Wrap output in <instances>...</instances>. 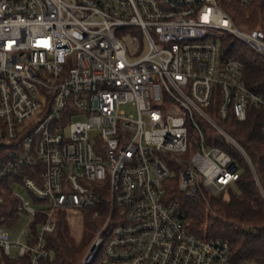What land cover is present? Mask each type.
Segmentation results:
<instances>
[{
	"label": "built area",
	"instance_id": "built-area-1",
	"mask_svg": "<svg viewBox=\"0 0 264 264\" xmlns=\"http://www.w3.org/2000/svg\"><path fill=\"white\" fill-rule=\"evenodd\" d=\"M224 1L0 0L4 174L36 175L13 184L21 219L0 225L6 255L40 264L58 213L88 209L97 227L82 264H232L229 241L190 232L167 197L175 170L193 200L232 185L242 166L228 144L253 168L225 122L264 99L221 39L264 56V31L238 28Z\"/></svg>",
	"mask_w": 264,
	"mask_h": 264
},
{
	"label": "trees",
	"instance_id": "trees-1",
	"mask_svg": "<svg viewBox=\"0 0 264 264\" xmlns=\"http://www.w3.org/2000/svg\"><path fill=\"white\" fill-rule=\"evenodd\" d=\"M223 5L241 30L260 28L264 31V0H250L245 5L225 0ZM221 47L224 56L244 63L245 84L264 99V56L229 33L223 35ZM225 126L246 151L253 168L236 148L228 144L224 148L242 166L239 178L232 185L217 196L209 197L204 193L199 200H193L180 190L179 171L175 170L176 175L167 183V197L178 202L190 232L201 238L229 241L232 264H264V107H252L245 121L231 118ZM6 147L0 140V225L15 227L21 216L18 214V201L13 196V184L20 182L23 175H36L35 168L29 166L4 174L9 160ZM89 211L93 216L94 211ZM100 212H105V208ZM42 218L38 215L32 221L33 233L37 232ZM68 218L67 211L58 213L56 229L45 236L49 255L40 264H82L97 224L93 219V231L85 233L77 242L70 234ZM0 264H28V258H10L0 246Z\"/></svg>",
	"mask_w": 264,
	"mask_h": 264
},
{
	"label": "rangeland",
	"instance_id": "rangeland-1",
	"mask_svg": "<svg viewBox=\"0 0 264 264\" xmlns=\"http://www.w3.org/2000/svg\"><path fill=\"white\" fill-rule=\"evenodd\" d=\"M16 189L20 193H22L24 196H26L27 198H31L28 190L22 185H17ZM68 217H69L68 218L69 231H70L72 238L75 241L77 242L81 241L85 233L88 234L91 231H93V226H92L93 216L91 215L88 209H80L78 213L70 212L68 213ZM23 224L24 222L22 221L20 225H23Z\"/></svg>",
	"mask_w": 264,
	"mask_h": 264
}]
</instances>
